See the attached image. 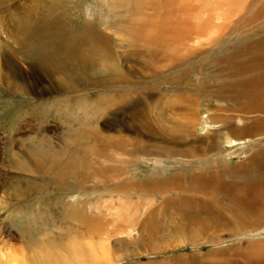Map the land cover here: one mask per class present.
I'll use <instances>...</instances> for the list:
<instances>
[{
  "label": "rangeland",
  "instance_id": "rangeland-1",
  "mask_svg": "<svg viewBox=\"0 0 264 264\" xmlns=\"http://www.w3.org/2000/svg\"><path fill=\"white\" fill-rule=\"evenodd\" d=\"M161 1L0 0V264H244L245 256L264 254V184L254 199L239 195L242 181L231 177L245 170L255 141L245 136L227 148V139L237 137L222 130L242 127L248 114L233 89L226 98L217 95L219 86L240 78L221 62L224 49H243L250 30L236 29L217 45L206 38L184 63L163 59L150 70L147 53L158 49L135 33L142 23L150 29L139 18L162 13ZM90 27L108 41L94 45ZM62 32L79 49L84 39L88 63L65 54ZM40 66L52 74L41 75ZM29 80L38 84L34 92ZM93 130L110 138L104 157L94 153ZM119 136L139 141L136 153L132 141L122 150L108 146ZM74 139L92 151L77 156L73 174L82 177L61 181L55 174L78 148ZM218 149L222 159L212 161L211 173L232 171L213 187L218 191L207 183L199 189L214 194L188 189L200 160ZM54 159L62 165L52 173ZM164 176L178 187L160 180ZM70 204L92 219L90 227L71 219L64 209ZM74 243L81 252L71 256Z\"/></svg>",
  "mask_w": 264,
  "mask_h": 264
},
{
  "label": "bare ground",
  "instance_id": "bare-ground-1",
  "mask_svg": "<svg viewBox=\"0 0 264 264\" xmlns=\"http://www.w3.org/2000/svg\"><path fill=\"white\" fill-rule=\"evenodd\" d=\"M159 4L163 10L162 13L158 14L154 18H152L151 16V19H148L149 17L148 15H147L148 17L141 15L139 18L140 19L139 24H141V22L144 21L146 24H148V25L145 24V27L151 26L150 29H145L146 31H144L142 29V25H143L142 23L140 27L136 28V33H135L136 35L135 38L137 40L144 42L145 45L147 46H154L158 49L155 52L150 51L147 53L148 59L146 62H144V66L145 68L150 70H154L155 65L162 62L163 59L166 60L165 62L166 64H170V65H180L184 63V60L187 58L186 55L191 53L193 54L196 53L197 51H199V47L205 45L204 39L206 38H211L212 42L214 43L213 45H217L224 41L225 35L233 31L235 32L236 29L240 33L246 31V29L250 30L249 34L245 37L246 42L245 44L243 43L245 45L243 49L232 48L233 50L231 51H229L228 48L224 49V51L227 52L228 54L224 55L222 59L223 61H221V58H219L222 63L231 65L232 67L231 72L232 73L234 72L233 76L235 77L240 76L241 80L239 78V80L233 84L225 83L227 85L223 84L219 86L218 88L219 91L217 92V95L222 96L223 94H225V98H226L228 96L227 93L229 89H233L237 93V95L243 100L244 109L248 114V119L246 120V122H243L240 125L242 126L240 128L237 127L235 128L231 125H225V126L223 125L222 130H224L227 133H230L232 136L237 137V138L230 137L231 139H227L226 141L228 143L227 148L234 146L236 144L235 142H238L239 144L243 140L242 138H244L245 136H247L245 138H249L251 141H255L254 145L252 146L253 149L255 148V146L257 148H255L256 150L253 151L254 153H251L248 160L246 159V162H249V164L245 166V170H240L239 172H235L233 175H231V177L233 183H237L236 180L239 179L242 181L240 182L242 183V185L238 187L240 191L239 195L242 196L246 194H249L251 196L254 195V199L258 197H262L261 195L263 191L260 190L259 187L264 184V138L260 137L264 135V0H163L159 2L157 5ZM146 18L148 20H146ZM130 27L131 26H129L127 29L130 30ZM88 33L92 35L91 42L94 45H101L103 41H108V38L105 34H103L102 38L99 35H97V29L94 27H90ZM62 34H63V42L65 43V54L69 56L70 59L78 58L79 59L78 61L80 62H84V61L87 62L86 52H84V49L86 47L84 39L82 38L79 49L78 45L76 46L73 42H70L69 34H67L66 32H62ZM221 39H223V41H221ZM208 44L211 45L209 42ZM170 52L180 55L178 57H171ZM234 57H237L236 58L237 61H235V63H232L234 61L233 60ZM0 58L2 61V57ZM20 59L21 58H19V61ZM212 61L215 62L216 60L214 59ZM5 62L7 63V61ZM13 62L15 63V61ZM14 66H16L15 68L19 72L25 71L18 64H14ZM32 66L33 65L29 64L28 68L31 69ZM37 68L38 70L40 69L42 71L41 75H43V73L47 76L52 74L50 70L43 68L42 66ZM25 82H26L25 83L26 86L33 92L35 91V88L38 87L36 80H29ZM121 102H124V100L119 101V103ZM121 122H124V120H120L118 124H116V127L118 126L119 128L121 126ZM210 122L216 123L217 116L211 117ZM205 125L210 126L211 123L205 122ZM92 134H95L94 136L95 138L93 139V142L98 143L97 146L98 148H96L94 152L95 155L99 157H104V155H106L105 149L107 145L104 142L110 138H106L104 136L101 137L102 135L94 130ZM248 135H250V137H248ZM226 136L227 135L224 134L222 138H225ZM252 137H255V139H252ZM76 140L78 139H74L72 144L75 145L76 143H78V148L73 153H69L68 162L64 163L63 166L60 167L62 171L55 174V176L58 177L61 181L63 180L66 181L71 176L72 177L73 176L76 177V175L81 176L79 174H73L74 173L73 168L77 166L78 163L77 156H81L83 154L92 151V150L90 151V147H86V146L83 147V144L86 143L85 140L81 139L79 142H77ZM129 141H132V144H134V148H133L134 152L141 145V143L139 141L136 142L135 139H125L122 136H119L118 140L115 139V143L109 144L108 146L116 148V150H122V147ZM244 143H246V141H244ZM213 146H215L214 142L210 144L209 149ZM68 149L69 148H67L65 151H62L61 154L68 153L69 152V151L67 152ZM219 150L220 149H218L217 153L211 155L210 160H203V159L200 160L201 162H199V174H196L194 178L189 181L191 183L188 186V189L190 190L193 189L197 192L201 190L203 193L205 191L206 193L207 192L215 193L218 191L217 188H213V187L215 185H220L223 180V176L226 175L228 172L229 173L232 172L230 168L225 167L222 168L219 172L217 170L212 171V172H216L217 174L211 173L212 161L214 159L216 160L222 159ZM54 160H55L54 163L55 162L57 163L56 159ZM112 160L119 164L125 163L122 162L121 159H115L114 157H112ZM60 162H58L57 165L56 163L55 164L52 163V166L49 167V171L54 173L53 170L56 169V167L62 165L61 164L62 162L61 163ZM88 165L89 164L87 163L86 166ZM86 169L84 168V170ZM56 170L58 171V169ZM120 170H122V168L120 167L113 168L114 172H121ZM180 171L182 172L183 175L191 173L189 170H180ZM173 176H170L169 178L164 176L161 177L160 180L166 181V184H169L170 186L178 187L177 182L174 183ZM86 179H88V177ZM181 179H183V177H181ZM206 183L212 185L211 188L213 192L205 187L199 189V184L207 185ZM154 185H155L154 187H156L157 190L160 191H162L163 189L165 190V186L163 184L159 185L158 183H155ZM123 188L127 189V191L129 190L127 186H124ZM188 189H185L184 191H187V193H193V191H190ZM181 194L182 193H180V195ZM166 196H168L167 193ZM206 196L207 195H205V197ZM237 196H235L234 198H236ZM260 199L262 200V198ZM184 201L186 202V199H184ZM77 208L78 207H75V205L73 204L66 205L64 207L65 211H67L66 213L70 215L71 219H76L77 221L82 222L86 227H90L92 224L91 222L92 219H90L89 216H85L84 214H82L81 210ZM235 222L238 223V221ZM251 222L253 221H250V223ZM240 223L244 224L243 222ZM74 245L75 243L71 245V248H69L70 250L73 251V252L71 251L73 253L71 254V256H75L77 253L79 254L81 252L77 249L78 247ZM250 255L245 256L244 264H264V254L262 255L260 254L259 256H254V255L250 256ZM220 263L221 262H219V264Z\"/></svg>",
  "mask_w": 264,
  "mask_h": 264
}]
</instances>
